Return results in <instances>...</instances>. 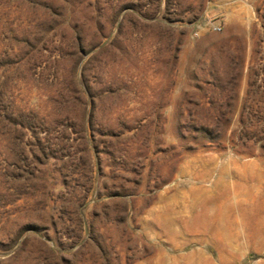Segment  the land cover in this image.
Returning a JSON list of instances; mask_svg holds the SVG:
<instances>
[{"label": "rangeland", "instance_id": "obj_1", "mask_svg": "<svg viewBox=\"0 0 264 264\" xmlns=\"http://www.w3.org/2000/svg\"><path fill=\"white\" fill-rule=\"evenodd\" d=\"M0 264H264V0H0Z\"/></svg>", "mask_w": 264, "mask_h": 264}, {"label": "built area", "instance_id": "obj_2", "mask_svg": "<svg viewBox=\"0 0 264 264\" xmlns=\"http://www.w3.org/2000/svg\"><path fill=\"white\" fill-rule=\"evenodd\" d=\"M210 28L213 32H220L221 31V27L219 25H215V24H211L210 25ZM193 36L194 37H198L199 36V29H196L194 32H193Z\"/></svg>", "mask_w": 264, "mask_h": 264}]
</instances>
